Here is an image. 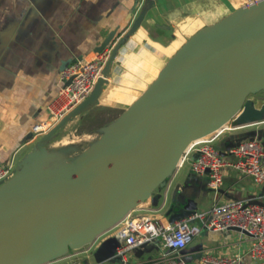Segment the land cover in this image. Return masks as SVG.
I'll return each instance as SVG.
<instances>
[{"label": "water", "instance_id": "1", "mask_svg": "<svg viewBox=\"0 0 264 264\" xmlns=\"http://www.w3.org/2000/svg\"><path fill=\"white\" fill-rule=\"evenodd\" d=\"M155 2L137 0L140 14L117 42L91 96L44 134L15 176L0 184V264H51L83 249L146 202L156 199L157 207L162 197L155 194L167 186L191 144L230 123L240 129L264 124V103L250 99L264 91V0H259L191 37L86 148L50 147L61 129L99 105L119 49ZM116 38L110 34L98 53ZM159 211L173 225L197 212V205L189 200ZM120 248L116 237L106 238L94 263L118 261Z\"/></svg>", "mask_w": 264, "mask_h": 264}, {"label": "crops", "instance_id": "2", "mask_svg": "<svg viewBox=\"0 0 264 264\" xmlns=\"http://www.w3.org/2000/svg\"><path fill=\"white\" fill-rule=\"evenodd\" d=\"M256 1L259 0H156L140 27L119 49L99 105L68 126L84 124V119L99 109L123 113L191 37ZM140 7L137 0H0V165L21 156L20 162L42 137L35 136L33 128L49 119V107L59 95L66 64L94 59L112 33H117L118 42L140 14ZM82 135L86 141L90 134ZM256 135L264 142V129L258 128L229 135L217 148L227 155L239 139ZM194 159L195 155L191 162ZM186 165L162 189L164 193L155 194L162 197L159 205L155 206L156 199L148 201L137 211L139 215L168 224L164 211H158L165 201L168 207L192 200L198 212L210 211L219 200L264 203V186L235 170L226 172L219 195L210 190L208 175H195L192 169L169 194ZM251 241V236L243 232L205 228L183 251H172L158 240L129 251L125 260L127 264H160L165 255L185 264H210V258H235L240 264H253ZM80 252L75 254L82 264H95L92 257ZM105 264L124 262L119 259Z\"/></svg>", "mask_w": 264, "mask_h": 264}, {"label": "built area", "instance_id": "3", "mask_svg": "<svg viewBox=\"0 0 264 264\" xmlns=\"http://www.w3.org/2000/svg\"><path fill=\"white\" fill-rule=\"evenodd\" d=\"M139 11V10H138ZM115 42L89 61L71 63L62 73L59 95L50 107L47 121L33 128L35 136L48 133L60 120L87 100L93 93L98 81L103 77V70L111 58ZM234 123L224 126L210 136L190 145L183 155L177 171L191 162L195 175L210 178V190L219 195L224 177L229 170L238 171L241 175L252 178L258 186H264V142L259 136L247 137L239 145L232 146L227 155L217 148V142L228 137L229 133L246 128L237 127ZM229 134V135H228ZM17 171L15 160L0 165V184L12 179ZM177 171L175 173H177ZM166 201L160 207L162 209ZM141 207V206H140ZM139 207V208H140ZM132 211L121 223L108 234L98 238L83 249L70 252L65 257L51 264H82L75 252L93 258L98 246L108 237H116L122 244L117 257L125 260L129 251L161 240L166 248L175 252L186 249L190 240L198 236L203 229L226 232L240 229L251 236L250 256L253 264H264V203L260 205L251 201L227 200L217 201L208 212H195L192 216L175 224H164L161 221ZM159 211V209H158ZM157 211V212H158ZM210 264H240L235 258H210ZM160 264H185L183 261L168 259L165 255Z\"/></svg>", "mask_w": 264, "mask_h": 264}, {"label": "rangeland", "instance_id": "4", "mask_svg": "<svg viewBox=\"0 0 264 264\" xmlns=\"http://www.w3.org/2000/svg\"><path fill=\"white\" fill-rule=\"evenodd\" d=\"M250 99L255 100L256 101L255 103H258V104L264 103V91L258 95L251 96ZM93 113L94 114L91 115L92 116L91 118L88 117V118L84 119L85 120L84 124L81 122V124L79 123L78 125H75V126H68L67 125L63 129H61L58 132V134L56 135V139H55L54 143H52L50 147H61V146L70 145V144H82L84 146V148H86L88 143L99 138L98 131L100 129L101 124H107L108 122H112L116 118V116L113 113L106 111V110H102V109L96 110ZM87 119H89V120H87ZM232 125H234V124H232ZM258 128L264 129V124L259 125V126H255V127L242 129V130H237V131H234V132L229 133V134L241 135V134L247 133V132H254ZM84 132H89V134H90V135H87L86 141H84L83 137H82L83 136L82 134H84ZM84 139H85V137H84ZM224 139L217 142L216 145L218 147H220V144L223 143ZM20 157L21 156H19V158L15 160L16 165H18ZM191 169H192V166L190 164H188V165H186V167L183 170H181V172L178 174L179 176H177V178L173 181L172 186L169 190V194L172 193L173 188H175L177 184L181 183V179L183 177H185L186 173H188ZM159 191H163L162 193L165 192L162 189H159L157 192H159ZM83 263L85 264L86 262L83 261Z\"/></svg>", "mask_w": 264, "mask_h": 264}, {"label": "trees", "instance_id": "5", "mask_svg": "<svg viewBox=\"0 0 264 264\" xmlns=\"http://www.w3.org/2000/svg\"><path fill=\"white\" fill-rule=\"evenodd\" d=\"M111 113H113L115 116H119L120 114L118 112H114V111H109Z\"/></svg>", "mask_w": 264, "mask_h": 264}, {"label": "flooded vegetation", "instance_id": "6", "mask_svg": "<svg viewBox=\"0 0 264 264\" xmlns=\"http://www.w3.org/2000/svg\"><path fill=\"white\" fill-rule=\"evenodd\" d=\"M254 102H256L255 100H253Z\"/></svg>", "mask_w": 264, "mask_h": 264}]
</instances>
